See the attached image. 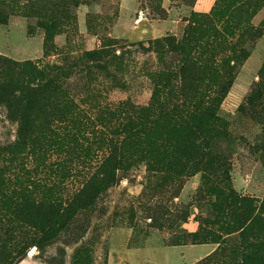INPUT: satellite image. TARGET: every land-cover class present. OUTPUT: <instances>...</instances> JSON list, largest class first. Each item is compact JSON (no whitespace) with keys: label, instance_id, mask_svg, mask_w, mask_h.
Listing matches in <instances>:
<instances>
[{"label":"rangeland","instance_id":"1","mask_svg":"<svg viewBox=\"0 0 264 264\" xmlns=\"http://www.w3.org/2000/svg\"><path fill=\"white\" fill-rule=\"evenodd\" d=\"M208 1L195 11L201 0H0V167L7 194L36 207L0 198V264H205L224 246L205 254L192 236L223 217L264 237V35L246 32L264 33V0L231 19L244 26L229 47L247 61L202 134L182 82L156 87L162 62L179 56L155 43L178 45L236 0ZM225 14L203 28L223 30ZM18 143L34 170L22 189L4 154Z\"/></svg>","mask_w":264,"mask_h":264},{"label":"trees","instance_id":"2","mask_svg":"<svg viewBox=\"0 0 264 264\" xmlns=\"http://www.w3.org/2000/svg\"><path fill=\"white\" fill-rule=\"evenodd\" d=\"M248 3L244 0H236L235 3L229 6L227 10H217L211 18H207L202 24L194 22V26L186 33L183 41L178 43V45L173 44L172 38H165L161 41L155 43L156 52L160 53L162 50V44H165L166 48L170 53L178 54L179 58L176 61L162 62L164 65V70L159 74L156 79V87L166 85V88L171 85L173 81H181L182 85L186 87L187 93L181 96L184 99L183 106L186 107L187 103L190 101L192 108L195 110L190 115L189 119L192 122H198L195 132L202 134L204 131V126L207 124H212L216 118L215 107L220 105L227 93L230 91L233 85V81L236 78L238 68L242 67L247 61V58L239 56V51L237 47L235 48L230 45L233 43L229 42V39H234L238 32L242 31V16L247 10L245 7ZM222 17V23L224 26L223 30L217 29H204L205 24ZM239 13L242 16H239L237 26H232L230 23L234 18V13ZM231 13V14H230ZM230 14V15H229ZM232 19V20H231ZM249 22V20L245 21ZM247 34H252V36L260 39L263 37L264 33L261 30H258V33H255L254 28L246 29ZM202 43L206 44V48H210L209 54L210 57L207 61H204L203 64H200L201 59L198 54V50L202 49ZM222 48L224 51H229L231 57L223 58L217 53L219 49ZM233 63V65H232ZM202 71V73H200ZM230 77V78H228ZM170 94V93H169ZM31 96L37 97V94ZM33 101H37L34 99ZM199 111V114L196 112ZM186 117V116H185ZM185 117L182 118L184 123ZM197 120V121H196ZM180 121V120H179ZM182 122V121H180ZM30 126H26V130H30ZM32 150H36V146L32 145ZM23 146L20 143L11 146L5 149L4 154L7 156L6 162L9 167L17 170L19 175L15 177L16 187L24 186L21 181L18 179L20 174L29 176L34 173V170H27L26 163L24 162V157L22 156ZM31 156L36 155L34 152H31ZM2 156L0 155V158ZM6 169L0 167V198L6 199L5 204H12V208L15 211H31L36 209L34 200L24 193H11L7 194V180ZM16 174H13L15 176ZM13 183V181H12ZM14 199H17L16 202ZM9 200V201H8ZM251 224V223H250ZM247 221L243 222L241 218L235 220H227V217H223L217 225L219 230L217 232H209L208 230L201 229L198 234H194L192 237L193 245H207L223 244L224 248L216 256L208 260L205 264H216L220 260H228L230 264H264V237L261 239L257 234L253 233L251 225ZM261 231L264 228H261ZM234 234H239L241 243L240 247L237 245H230L227 241V237ZM263 234H261V237ZM254 238V240H252ZM255 242V243H252ZM188 242L181 245H187Z\"/></svg>","mask_w":264,"mask_h":264},{"label":"crops","instance_id":"3","mask_svg":"<svg viewBox=\"0 0 264 264\" xmlns=\"http://www.w3.org/2000/svg\"><path fill=\"white\" fill-rule=\"evenodd\" d=\"M211 6H212V2H209L208 0H205L202 2V0H201V3L199 2V4H197L193 9L195 11H202V7H211ZM206 246H208L209 248L205 252V254L210 253V251H212V253L214 251H216V249L213 246H210V245H206ZM219 251H220V249H217L216 253H218ZM20 264H39V263H31L28 259H26Z\"/></svg>","mask_w":264,"mask_h":264}]
</instances>
